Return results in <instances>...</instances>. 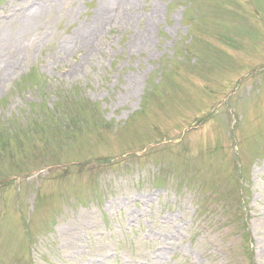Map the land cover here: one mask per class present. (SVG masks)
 <instances>
[{
  "label": "rangeland",
  "instance_id": "obj_1",
  "mask_svg": "<svg viewBox=\"0 0 264 264\" xmlns=\"http://www.w3.org/2000/svg\"><path fill=\"white\" fill-rule=\"evenodd\" d=\"M100 2L0 76V264H264V0Z\"/></svg>",
  "mask_w": 264,
  "mask_h": 264
},
{
  "label": "bare ground",
  "instance_id": "obj_2",
  "mask_svg": "<svg viewBox=\"0 0 264 264\" xmlns=\"http://www.w3.org/2000/svg\"><path fill=\"white\" fill-rule=\"evenodd\" d=\"M45 1V5L47 6L48 0ZM118 1L123 2V0ZM42 2L43 0H41V2L35 0V3L32 6H29L25 11H18V13L15 14V17L12 16L17 25H14L13 27L7 29L5 33H2L3 29H0L1 77H4L9 72H13L14 70H16L20 63V56L23 55V52L25 51L29 52L30 47L33 46L34 41L37 38L34 37L33 39H31V33L33 31L39 29L41 25H46L48 22H51L55 18H61L64 12V7L66 5L65 0H58L52 6L47 7H44V2ZM110 2L111 0H101L99 19L97 21L95 20L91 27L90 25H88L87 29H85L86 31L89 30L87 34H90L94 31L98 32L101 29V24L104 25V20L102 18L108 17L109 13L107 11L109 9ZM112 2L114 4V0H112ZM106 21H109V18H106ZM84 23L85 22H82L81 25H79V30H82V24ZM15 32L18 33L17 36L13 34ZM25 40L27 42L24 46L23 43ZM34 47L36 46H33L32 48Z\"/></svg>",
  "mask_w": 264,
  "mask_h": 264
}]
</instances>
